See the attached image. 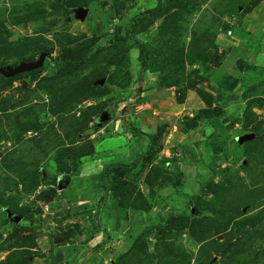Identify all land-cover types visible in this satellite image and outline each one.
Returning <instances> with one entry per match:
<instances>
[{"label":"rangeland","instance_id":"obj_1","mask_svg":"<svg viewBox=\"0 0 264 264\" xmlns=\"http://www.w3.org/2000/svg\"><path fill=\"white\" fill-rule=\"evenodd\" d=\"M262 69L264 0H0V264H264Z\"/></svg>","mask_w":264,"mask_h":264},{"label":"trees","instance_id":"obj_2","mask_svg":"<svg viewBox=\"0 0 264 264\" xmlns=\"http://www.w3.org/2000/svg\"><path fill=\"white\" fill-rule=\"evenodd\" d=\"M147 14H148V12H147ZM137 51L139 54L138 55V61L141 63V61L143 60V49H142V47L139 48ZM84 61H85V57H82L80 59L70 61L69 65L76 67V66L82 64ZM46 63L54 64L55 67L60 71L65 70L67 67V65H65L62 61H59V60L49 59ZM260 74L264 75V69H262L260 71ZM237 84L238 83L234 78L226 75L221 79V81L218 84V87L220 89L226 91V92H232L235 89V87L237 86ZM210 127L214 130H217L221 127V122L219 121L218 118H214L210 121ZM132 135L134 137H136V136L138 137V136H140V132L139 131H132ZM234 150H235V147L230 152H233ZM223 157H224V159L228 160L229 153L224 152ZM140 158H141V155H138V156H136V158L131 163H128V164L115 163V164H110V165L104 166L102 168L100 174H99V184H100L101 190L103 192L107 191L108 186H109L108 176L114 172L116 167L124 168L128 171H133L137 167V164H138ZM208 169L212 173V175L214 176L215 175V162L214 161L210 162ZM175 194L176 195H182V193L178 189H175ZM102 199H103V197H102ZM95 229H97V227H95Z\"/></svg>","mask_w":264,"mask_h":264},{"label":"crops","instance_id":"obj_3","mask_svg":"<svg viewBox=\"0 0 264 264\" xmlns=\"http://www.w3.org/2000/svg\"><path fill=\"white\" fill-rule=\"evenodd\" d=\"M126 136L129 137V133ZM132 140H133V138H132ZM122 142H123V144L125 146L129 145L126 140H122ZM95 155H96V153H95ZM124 161H127V163H130V162L133 161V158H131L130 155H129L128 157L125 158ZM101 168H103V167H101ZM101 168L98 170L97 175H96L97 176L96 178H98V174L101 172ZM90 178H92V177H90ZM80 185H83V191L80 192L79 194H85L86 191H87V188L88 187H91L90 186L91 184H89V181L88 180H83V179H82V183H80ZM91 192H93V196H94L93 203L94 204L95 203L98 204V202L101 201L102 196H103V193H102V190H101L100 186L98 184H96V187L93 190L91 189ZM169 194H171V193H169ZM74 195H77V194H74ZM116 215L117 214L113 210L112 203L108 201V203L105 204L102 212L100 213V222L99 223L101 224L102 229L103 230H107V232L110 233V235H112L113 232H114V230H116L114 228V225L119 224L118 218H117ZM113 216H115V217L113 218ZM98 217H99V214H98ZM95 226L98 227L97 225H95Z\"/></svg>","mask_w":264,"mask_h":264},{"label":"water","instance_id":"obj_4","mask_svg":"<svg viewBox=\"0 0 264 264\" xmlns=\"http://www.w3.org/2000/svg\"><path fill=\"white\" fill-rule=\"evenodd\" d=\"M84 16H85V12H83L81 14V19H84ZM45 57L46 55L45 54H42L38 61L35 62V63H28V64H21L19 67H17L16 69H7L6 72L4 73L5 77H8V78H12L16 75H19L21 73H24V72H30V71H33V70H37L39 68H41L43 66V63H44V60H45Z\"/></svg>","mask_w":264,"mask_h":264}]
</instances>
